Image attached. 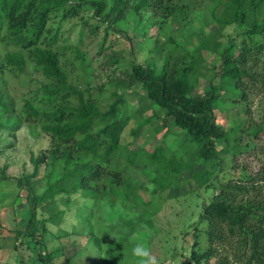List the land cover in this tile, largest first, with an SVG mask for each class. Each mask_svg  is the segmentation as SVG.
Wrapping results in <instances>:
<instances>
[{
	"label": "trees",
	"instance_id": "trees-1",
	"mask_svg": "<svg viewBox=\"0 0 264 264\" xmlns=\"http://www.w3.org/2000/svg\"><path fill=\"white\" fill-rule=\"evenodd\" d=\"M195 1L0 0V129L27 123L50 139L48 148L31 154L32 173L15 182L31 206L14 237L37 242L41 264L63 253L45 248L47 224L60 225L65 213L48 207H56L57 197L69 202L77 195L96 204L108 196L149 219L174 187L197 197L182 232L192 234L193 242L180 264H264V108L253 102L264 101V0H209L198 28L189 16ZM86 10L89 17L82 14ZM54 18L79 19L73 24L77 41L51 27ZM129 19L141 35L156 28L146 60L111 49L110 34L125 36ZM210 23L217 30L207 29ZM165 24L171 31L163 38ZM227 26L234 31L224 34ZM173 33L189 36L194 53ZM87 34L97 38L96 69L81 49ZM207 55L217 62L208 64ZM100 70L106 79L94 84ZM19 75L27 80L17 92L8 81ZM201 78L206 83L194 92ZM146 109L150 114L137 118ZM218 111H225L227 128L217 121ZM132 117V134L157 119L153 131L165 129L162 135L174 133L177 141L130 147L122 132ZM215 160L213 171L207 165ZM40 166L43 189L36 194L32 180ZM183 170L194 186L179 183ZM47 200L48 215L38 218L36 206ZM87 207H78L82 218L89 216ZM61 232L56 236L85 233L99 245L92 230Z\"/></svg>",
	"mask_w": 264,
	"mask_h": 264
},
{
	"label": "rangeland",
	"instance_id": "rangeland-1",
	"mask_svg": "<svg viewBox=\"0 0 264 264\" xmlns=\"http://www.w3.org/2000/svg\"><path fill=\"white\" fill-rule=\"evenodd\" d=\"M201 2L202 0L195 1L193 8L189 9L190 21L195 28H198L203 22L211 5L209 0H205L199 5ZM91 13V10H86L82 14L89 17ZM78 21L77 18L66 20L54 18L50 21V26L60 27V30L64 31V36L69 34L68 40L75 42L78 38V26L74 27L73 24H77ZM123 24L125 36H118L117 32H112L109 36L110 41L115 40L111 49L122 50V54L126 58H133L137 61L146 60L147 57H150L149 49L154 43L156 28L149 27V33L141 35V33H136L133 19H129ZM169 24L172 25L171 22ZM72 26L70 31L69 28ZM175 26L177 27L176 24ZM209 27L216 30L218 28L214 23H210L207 29ZM164 28L160 34L163 38L171 31L169 27L167 28V24ZM195 28L193 27L192 30ZM233 31V26H227L222 32L230 34ZM152 35L154 37H151ZM173 35V37L182 38L184 46L194 53L191 47L193 40L189 36L178 33H173ZM145 38L149 39L145 40ZM96 42V36L91 37L90 34H87L81 44V49L86 52L89 58H92L91 67L95 69L97 64L95 60L98 59L95 55ZM217 58L216 55H207L206 61L208 64L216 63ZM97 72H99L98 78L94 77V84L106 79L107 72L100 70L95 71V74ZM31 76L39 77L36 73ZM26 80L25 76L19 75L10 79L8 83L13 91L20 92L21 86L26 84ZM205 83L206 81L201 78L194 92L203 88ZM253 99L254 104L258 103L260 109L264 108V101L260 102L258 97ZM129 100L131 104H136V97L130 96ZM239 110L242 111L241 108ZM149 114L150 110L146 109L138 114L137 118L146 117ZM238 115H242V113H238ZM137 118L132 117L122 132L123 142H130V147L145 143L146 148H152L156 143L166 146L177 141V135L174 133L164 137L162 133L165 129L158 133L153 131V126L159 124L157 119L145 124L137 134H132L131 130L136 126ZM216 119L225 128L230 126V121L225 118V111L219 112ZM172 131L182 133L175 127L172 128ZM49 145V137L43 135L38 127L29 126L27 123H21V126L13 131L5 128L0 129V166H5L0 180V264H16L18 259H22L25 264H41L37 256L39 248L37 242L27 239L24 235L18 238L14 237L16 228L23 227L25 216L31 206L26 191L18 188L15 182L24 174L32 173L31 154L35 156L39 151L48 148ZM211 163L207 167L215 171L218 167L217 161ZM195 169H199V166L196 165ZM43 173V167L40 166L36 176L33 177L36 194H39L43 189ZM139 174L141 175V173ZM194 182L190 171L183 170L179 183L191 187L194 186ZM202 193L203 190H200L201 197ZM142 194L144 193L142 192ZM144 196L145 199L148 198L147 195ZM196 198L194 192L184 195L179 187L170 188L163 193L159 210L147 219L140 210L128 207L120 201L111 203L108 196L96 204H93L90 199H83L77 195L71 196L69 202L61 201L57 197L54 202L56 207L54 205L48 207L53 211L57 208L64 209L65 213L60 225L51 222L47 224L49 230L45 235V248L61 250L63 253L57 255L51 264H180V261L184 260L182 251L189 252L190 244L193 242L192 234L185 235L182 232L186 229L185 220L191 214ZM48 202V200L42 201L36 206L38 218L48 215L45 209ZM84 204L88 205L89 216L82 218L79 215L78 207ZM130 224L133 225L131 228H129ZM59 229L68 233L74 230H92L99 239V245L88 239L85 233L58 237L56 232ZM213 262L214 259H211L209 264H213Z\"/></svg>",
	"mask_w": 264,
	"mask_h": 264
}]
</instances>
